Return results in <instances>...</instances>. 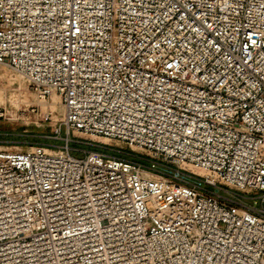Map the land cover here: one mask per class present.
Listing matches in <instances>:
<instances>
[{"label":"built area","instance_id":"2783aa9c","mask_svg":"<svg viewBox=\"0 0 264 264\" xmlns=\"http://www.w3.org/2000/svg\"><path fill=\"white\" fill-rule=\"evenodd\" d=\"M0 63L134 153L1 149L0 264H264V0H0Z\"/></svg>","mask_w":264,"mask_h":264},{"label":"rangeland","instance_id":"374dc122","mask_svg":"<svg viewBox=\"0 0 264 264\" xmlns=\"http://www.w3.org/2000/svg\"><path fill=\"white\" fill-rule=\"evenodd\" d=\"M17 72L0 63V150L27 151L33 146H43L53 152L58 149L53 145H64L65 140L61 138L68 137L73 140L70 147L78 157L84 156L82 150L116 156L124 155L119 151L134 154L116 140L92 137L90 141L78 132L67 133L63 123L64 106L60 98L56 94L46 99L38 97L28 79ZM125 156L128 159H135L130 155Z\"/></svg>","mask_w":264,"mask_h":264},{"label":"bare ground","instance_id":"6f19581e","mask_svg":"<svg viewBox=\"0 0 264 264\" xmlns=\"http://www.w3.org/2000/svg\"><path fill=\"white\" fill-rule=\"evenodd\" d=\"M4 64V63H3ZM9 66V65H8ZM9 67H11V66H9ZM12 69H14V70H16L15 68H13V67H11ZM16 71H18V70H16ZM18 74H20L22 77H24V78H27L22 72H20V71H18L17 72ZM28 79V78H27ZM29 81V80H28ZM53 94H56V93H52V95ZM38 95V94H37ZM51 95V96H52ZM58 97H59V95L58 94H56ZM38 97H40L39 95H38ZM41 98V97H40ZM60 98V97H59ZM42 99H46V97L44 98H42ZM60 100H61V98H60ZM56 103H58V101L56 100ZM61 103H62V105L64 106V104H63V102L61 101ZM65 114H66V111H65V106H64V119H65ZM64 121V120H63ZM33 148H31L30 150H32ZM46 150L48 151V152H51L50 151V149H48V148H46Z\"/></svg>","mask_w":264,"mask_h":264}]
</instances>
